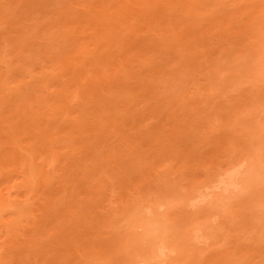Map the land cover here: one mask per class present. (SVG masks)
Masks as SVG:
<instances>
[{
    "label": "rangeland",
    "instance_id": "1",
    "mask_svg": "<svg viewBox=\"0 0 264 264\" xmlns=\"http://www.w3.org/2000/svg\"><path fill=\"white\" fill-rule=\"evenodd\" d=\"M3 1L0 128L28 129L16 164H0L7 201L25 208L2 215L13 264H264V0H156L139 31L117 26L121 43L94 32L93 0ZM37 117L49 137L32 145ZM32 154L36 191L21 163ZM136 206L174 219L159 260L132 256Z\"/></svg>",
    "mask_w": 264,
    "mask_h": 264
},
{
    "label": "bare ground",
    "instance_id": "2",
    "mask_svg": "<svg viewBox=\"0 0 264 264\" xmlns=\"http://www.w3.org/2000/svg\"><path fill=\"white\" fill-rule=\"evenodd\" d=\"M7 1H9V0H7ZM45 1V0H44ZM94 2H92V4H94V5H90V6H95L94 8H92L91 9V7L90 8H88L89 9V11L91 12V14L90 13H88V20H89V23H94L93 24V27H94V32L96 33V31L98 30V28L99 29H101V30H106L105 32H107V33H109V34H111L112 33V35L116 32L115 30H117V26L118 27H120L121 26V24L123 23L124 25H127L126 27H123V28H126V30H127V28H129V27H131V28H134V30L136 29V30H138L140 27H141V25H142V22H140L141 20H144L145 19V17H147L148 18V15H150L151 14V12L153 13L154 12V7H153V4L155 3V1L156 0H123L124 1V3L126 4H124V5H122L121 7H123V8H125V13L124 12H121L122 11V9H114V16H112V14H109L108 13V8L109 7H107L108 5H106V3H105V5H104V1L105 0H103L102 2L103 3H101V0H93ZM115 0H109V3L110 2H114ZM6 1H3V3H0V5L2 4V5H4L5 7H6V5L5 4H8V7H9V3H5ZM24 2V1H23ZM26 2H27V0H26ZM106 2V1H105ZM107 2H108V0H107ZM29 4H31V3H29ZM37 4V3H36ZM114 3H111V5H109V6H112ZM134 5H138V6H136V7H138L137 9L135 8V6ZM134 8H133V7ZM5 7L2 9V12L4 11V9H5ZM7 8V7H6ZM98 8V9H97ZM118 8H120V7H118ZM27 10V9H26ZM28 10H29V8H28ZM146 10H150L149 12L148 11H146ZM151 10H153V11H151ZM88 11V12H89ZM148 12V14L147 13H145V14H147V15H145L144 14V12ZM5 12V11H4ZM3 12V13H4ZM2 13V14H3ZM124 13V14H123ZM124 15V16H123ZM2 17V16H1ZM142 18H144V19H142ZM129 20H132V22H130V23H128V21ZM88 22V21H87ZM127 22V23H126ZM147 22H149V21H147ZM121 23V24H120ZM126 23V24H125ZM119 24H120V26H119ZM144 24V23H143ZM152 24V23H151ZM123 25V26H124ZM149 25V24H148ZM147 26V25H146ZM101 27V28H100ZM139 27V28H138ZM22 28V27H21ZM103 28V29H102ZM130 28V29H131ZM152 29V28H151ZM140 30V29H139ZM138 30V31H139ZM142 30V29H141ZM148 30H150V29H148ZM131 32H133V30L131 31ZM174 32V31H173ZM117 33H118V31H117ZM135 33H137L136 31L134 32V37H135ZM162 33V32H161ZM161 33L159 32L158 33V37L159 36H161ZM179 33V32H178ZM202 33V32H201ZM176 34V33H175ZM21 35V34H20ZM114 35H116V33L114 34ZM118 35V34H117ZM116 35V37H117V39L119 40L118 42H120V38H119V35L117 36ZM163 35V34H162ZM167 35V34H166ZM101 37V36H100ZM140 37V36H139ZM164 38H166L165 36H164ZM162 39H163V36H162ZM5 40V39H4ZM124 40V38L122 39V41ZM6 41V40H5ZM20 41V40H19ZM1 42V41H0ZM121 43V42H120ZM123 44V43H122ZM6 45H7V43H6ZM131 45V44H130ZM133 45V44H132ZM120 46H122L121 44H120ZM129 46V45H128ZM7 47V46H6ZM13 47V46H12ZM19 47V46H18ZM87 46H85V47H82V49H84L85 50V53L86 52H88V50L86 51V48ZM124 47V46H123ZM19 48H21V47H19ZM119 48H121V47H119ZM125 48H126V46H125ZM124 48V49H125ZM81 49V50H82ZM123 49V50H124ZM130 49V48H129ZM136 49V48H135ZM131 50H133V49H131ZM139 50V49H138ZM1 51V50H0ZM13 52H14V50H13ZM123 52V51H122ZM126 52V53H125ZM128 52H130L129 50H126V51H124V53L126 54V56H125V58H126V60H128V58H130L131 57V55L129 54H127ZM262 52H264V51H262ZM1 54V53H0ZM120 54H122V53H120ZM125 54H123V55H125ZM2 55V54H1ZM0 55V56H1ZM5 55V54H4ZM4 55H2V56H4ZM85 56H87V54H84ZM133 55V54H132ZM6 56V55H5ZM133 57V56H132ZM131 57V58H132ZM4 58V57H3ZM7 58V57H6ZM5 58V59H6ZM262 59V58H261ZM3 60V59H2ZM94 60H95V58H94ZM98 60V59H97ZM97 60H95L96 62H98ZM123 60V61H122ZM126 60H124V57L123 58H120V65H125V62H126ZM130 60V59H129ZM6 61H7V59H6ZM100 62V61H99ZM98 62V63H99ZM261 62V61H260ZM81 63H83V62H81ZM64 64V63H63ZM127 64H128V62H126V65L125 66H127ZM65 65V64H64ZM102 65H104V64H102ZM101 64H100V66H102ZM261 66V65H260ZM262 66H264V65H262ZM67 67V66H66ZM123 68H124V66H123ZM12 69V68H11ZM11 69H9V71L11 70ZM125 71H127L126 69L124 70V73H125ZM6 72V71H5ZM5 72H4V75H5ZM10 73H11V71H10ZM10 73H6L7 75L8 74H10ZM103 73H105V72H103ZM102 73V75H104ZM260 73V72H259ZM0 74H2V72L0 73ZM257 74V73H256ZM4 75H3V77H4ZM6 75V76H7ZM108 76V75H107ZM2 77V76H1ZM8 77H11L10 75H8ZM1 79V78H0ZM5 79H8V78H2V80L3 81H5ZM10 79V78H9ZM1 81V80H0ZM8 82H10V81H8ZM7 82V83H8ZM3 83V82H2ZM6 83V82H5ZM5 83H3V84H5ZM6 83V84H7ZM68 85V84H67ZM65 87H66V85H65ZM65 87H64V89H65ZM21 90V89H20ZM80 93H81V91H79ZM79 93V94H80ZM57 94V93H56ZM56 94H54V95H56ZM59 95V94H58ZM59 96H61V95H59ZM37 97V96H36ZM56 97H58V96H56ZM38 98V97H37ZM36 98V99H37ZM39 99V98H38ZM39 100H41V99H39ZM34 101V100H33ZM39 102V101H38ZM31 103V102H30ZM34 103V102H33ZM32 105V104H31ZM51 105V104H50ZM29 106H30V104H29ZM33 106V107H32ZM31 107H32V109L34 108V106L35 105H32ZM53 106V105H52ZM26 107V106H25ZM49 107V106H48ZM53 109V108H52ZM34 111H35V109H33ZM19 111V110H18ZM31 112V111H30ZM32 113H34V115L32 114V116H35V118H36V116H37V114L35 115V113H36V111L35 112H33L32 111ZM20 114V113H19ZM28 114H30V113H28ZM58 116V115H57ZM59 116H60V114H59ZM30 117H31V115H30ZM32 118V117H31ZM35 118H33L34 119V123H32V126H30V128L31 127H33V128H29L30 130H29V132L31 133L30 135H31V137L32 138H34V137H36V139L39 137V138H41V139H47L48 137L46 136V134H47V132H48V130H47V126H46V123H43V122H40L41 120L37 117V119H35ZM4 119V118H3ZM59 119V118H58ZM40 120V121H39ZM31 122H33V121H31ZM26 123V122H25ZM24 123V124H25ZM31 124V123H30ZM45 126H44V125ZM9 126V125H8ZM12 126H14V125H12ZM17 126V125H16ZM10 127V129H6V127H5V129L7 130V131H5V129H1L0 128V130H1V134H3V135H0V138H5V139H3L1 142H3V143H7V145H8V150H7V152H6V155L3 157V159L1 158V160H0V164L2 165L3 164V161L5 162L6 160H8L9 162H8V165L10 164V165H14V164H16V156H18V155H16V154H18L19 153V151H18V149L19 148H22V145H21V141H22V137H20V135L22 134V131L24 130V129H27V128H24L23 130H22V128H21V130L20 129H18L17 127ZM28 125H26L25 127H27ZM20 130V131H19ZM28 130V129H27ZM26 130V131H27ZM26 131H23V133H28V132H26ZM4 132V133H3ZM20 132H21V134H20ZM48 135V134H47ZM123 137H126V134H125V136H123ZM1 140V139H0ZM51 140V139H50ZM35 142H36V140H35V138H34V142H32L31 144L33 145V144H35ZM2 143V144H3ZM1 144V143H0ZM1 144V145H2ZM0 145V146H1ZM6 146V145H5ZM5 148V147H4ZM7 148V147H6ZM44 150H46V149H42V152H44ZM130 152H131V149L129 150ZM115 152V150L113 151V153ZM258 152V151H257ZM212 154L214 153V152H211ZM215 154V153H214ZM55 155V154H54ZM21 156H24V155H22L21 154ZM30 157H31V159L29 160V159H26V158H23V161L21 162L22 163V165H23V167L24 168H27V169H29V177L28 178H26V182L27 183H29L30 181H32V180H34V186H33V188H32V191H36V190H38L39 189V187H38V185H37V174H38V170L40 169L39 167H38V165L35 163V161H34V158H33V154L32 155H30ZM57 157V154L55 155V158ZM261 158V157H260ZM232 159V158H231ZM230 161H232V160H230ZM229 161V162H230ZM251 161V160H250ZM258 161V160H257ZM259 162V161H258ZM262 162V161H261ZM22 167V168H23ZM229 175H231L232 174V172H227ZM1 174H3L2 172H0V176H1ZM132 180V179H131ZM122 183V182H121ZM232 184V182L231 181H229V183L228 182H226V183H224V185L223 186H221L220 187V189L216 192V191H214V192H216L215 194H216V196L218 197V198H223L225 195H226V190L228 189V187H229V185H231ZM201 186H203V185H201ZM228 186V187H227ZM189 188V187H188ZM188 188H185V190H184V192L186 193V195L188 194V196L193 192V189H191L192 191H190ZM247 189V188H246ZM249 189V188H248ZM40 190V189H39ZM256 190V189H255ZM259 190H264V185H262L261 187H260V189ZM250 191H252V190H250ZM184 192H182V193H184ZM17 195H19L20 194V192L19 191H17V193H16ZM231 194V193H230ZM249 194V193H248ZM180 195V194H179ZM184 195V194H183ZM182 195V196H183ZM177 196V195H176ZM164 198V197H163ZM163 198H158L157 196H155V197H151L150 199H148V202L152 205V206H157L158 204H160L162 201V199ZM179 198V197H178ZM185 199H186V197H185ZM17 199L16 198H14V199H10L9 201H7V197H5V195H4V193H3V190H2V188H0V227H2L7 221V219H3V217H2V215L4 214V213H11V215H12V217H14V216H17V217H20L22 214H23V212H24V207H21V206H19L18 205V202L16 201ZM184 200V199H183ZM219 200V199H218ZM21 202H22V200H21ZM174 202H176V198L173 196V195H170L168 198H167V201H166V203H168V206L170 205V204H172V203H174ZM158 212V211H157ZM195 212V211H194ZM197 212V211H196ZM71 213V212H70ZM160 215L161 214H159V216H156V217H153L152 215H148L143 209H142V207L141 206H136L135 208H134V210H133V213H131L130 215H129V217H130V219H131V221H133V227H135V235H134V237H133V241L135 242L134 243V245H133V249L135 250L134 251V253H132L133 255L132 256H138L140 259L141 258H145V259H151V260H155V259H157L158 258V260H159V256H160V249H159V246H158V242L160 241V237L161 236H163L164 234H166V232L170 235V230H169V228H170V224H172V223H174V219L173 218H170L169 216H166V217H163V220H164V222H165V225L164 226H160L159 224H157V220L159 219V218H161L160 217ZM195 216V215H194ZM190 217V216H189ZM200 217V216H199ZM177 218V217H176ZM193 218V217H192ZM182 219V218H181ZM194 219V218H193ZM12 219H10V221H11ZM176 221V223H177V221L179 222L180 221V218L178 219V220H175ZM188 221V220H187ZM196 221H197V219H196ZM129 222V221H128ZM191 223L193 222V221H190ZM131 224V223H130ZM164 224V223H163ZM187 224V223H186ZM189 225V224H188ZM178 227H179V225H177ZM177 226L176 227H174V228H176V229H178L177 228ZM190 226V225H189ZM188 226V227H189ZM132 227V228H133ZM139 227H141V230H138V228ZM187 228V227H186ZM190 230V229H189ZM128 232H129V230H128ZM178 232V231H177ZM176 234V233H175ZM186 234V233H185ZM190 234V233H189ZM181 235V234H180ZM126 236H128V235H125V237ZM177 236H179V235H177ZM176 236V237H177ZM164 237V236H163ZM171 237V236H170ZM173 237H175L174 235H173ZM187 237H189V236H187ZM181 238V237H180ZM180 238H179V240H180ZM129 239V238H128ZM132 239V238H131ZM164 239H166V237L164 238ZM171 239H176V238H171ZM187 241V240H186ZM127 242V241H126ZM131 242V241H130ZM161 242V241H160ZM170 242V241H169ZM14 243V242H13ZM178 244L177 245H179V242H177ZM17 244V243H16ZM15 244V245H16ZM125 244V243H124ZM180 244H182V243H180ZM176 245V246H177ZM184 245V244H183ZM186 245V244H185ZM192 245V244H191ZM195 245V244H194ZM14 246V245H13ZM188 246V245H187ZM193 246V245H192ZM183 247V246H182ZM189 248H190V246H188ZM12 247H9L8 248V251H5L4 250V247H0V264H13V261H14V259H15V251H14V249L12 248ZM16 248V247H15ZM23 248V247H22ZM161 248V247H160ZM181 248V247H180ZM103 249V248H102ZM102 249H100V251L102 250ZM18 250V249H17ZM20 250V249H19ZM33 250V249H32ZM181 250V249H180ZM187 250H189V249H187ZM193 250H194V248H193ZM98 251V250H97ZM17 252V251H16ZM20 252V251H19ZM23 252V251H22ZM188 252V251H187ZM102 253V252H101ZM19 254V253H18ZM96 254H98V253H96ZM40 255V254H39ZM46 255V254H45ZM99 255V254H98ZM186 255V254H185ZM27 256V259H26V261H29L30 259V262H27L28 264H33L34 263V261L35 260H32V258L34 257H30L29 255H26ZM25 256V257H26ZM21 257V256H20ZM38 257V256H37ZM49 258V257H48ZM109 258V257H108ZM138 258V259H139ZM161 259V258H160ZM164 259V258H163ZM94 260H96V259H94ZM109 260H110V258H109ZM105 261V262H102L101 264H111V260L110 261ZM142 261V260H141ZM146 261V260H145ZM157 261V260H156ZM21 262V261H20ZM94 262V261H93ZM27 263H25V264H27ZM97 263V262H96ZM126 263V262H125ZM128 263H130V261H128L127 262V264ZM132 263V262H131ZM36 264V263H35ZM42 264H46V262H42Z\"/></svg>",
    "mask_w": 264,
    "mask_h": 264
}]
</instances>
